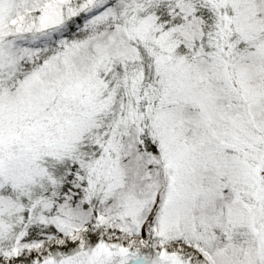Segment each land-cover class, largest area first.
<instances>
[{
    "label": "snow or ice",
    "instance_id": "obj_1",
    "mask_svg": "<svg viewBox=\"0 0 264 264\" xmlns=\"http://www.w3.org/2000/svg\"><path fill=\"white\" fill-rule=\"evenodd\" d=\"M0 264H264V0H0Z\"/></svg>",
    "mask_w": 264,
    "mask_h": 264
}]
</instances>
